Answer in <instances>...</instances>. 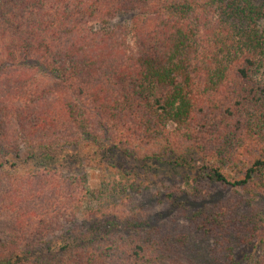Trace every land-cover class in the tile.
I'll list each match as a JSON object with an SVG mask.
<instances>
[{
  "label": "trees",
  "instance_id": "1",
  "mask_svg": "<svg viewBox=\"0 0 264 264\" xmlns=\"http://www.w3.org/2000/svg\"><path fill=\"white\" fill-rule=\"evenodd\" d=\"M137 128L154 150L133 146ZM261 147L264 0H0V264H151L137 237L163 214L79 213L87 162L120 178L110 205L159 164L264 185ZM249 193L251 208L200 225H243L233 244L254 251L232 246L227 264H264V195Z\"/></svg>",
  "mask_w": 264,
  "mask_h": 264
},
{
  "label": "rangeland",
  "instance_id": "2",
  "mask_svg": "<svg viewBox=\"0 0 264 264\" xmlns=\"http://www.w3.org/2000/svg\"><path fill=\"white\" fill-rule=\"evenodd\" d=\"M124 116L129 120L133 117L127 112H123L121 117ZM138 128L132 131L133 146L143 151L154 150L156 147L153 145L150 133ZM90 150V146L84 147L85 152L89 153ZM262 150L264 148L261 147ZM153 165L157 167L156 163ZM85 170L88 173L89 188L83 200L77 205L76 210L79 213L81 211L86 213L97 208L100 204L98 208L108 209L110 212L121 211L125 214H131L132 211L139 213L141 211L145 215L147 213L163 214L162 217L156 219V226L152 227V231L150 230L153 234L137 237L144 241L145 246V253H142L141 262L147 256H151L155 259L151 264H208L203 261H195L194 257L196 256L190 248V243L186 242L187 237L189 239L195 238L201 242L205 246V251L209 255H214L217 259L216 262L219 260L220 264L230 262L231 253L229 249L232 246L235 248L242 247L243 250L237 255L242 252L252 254L254 251L251 246H244L242 243L237 246L233 244H236V237L241 238L238 233L243 234L244 227L239 223L219 227H215L216 225L213 224L215 228L207 234L204 233L205 229L201 228L200 225L204 223L208 213H221L223 220L229 222L233 219L232 216L236 214L237 209L251 208L247 205L250 197L249 191L257 193L256 199L260 198V195H264V185L260 184L261 179L255 182L259 186L251 185L242 188L212 181L185 168L171 170L167 165L159 164L156 170L154 167L152 173H142L137 178L134 193L129 190L117 192L116 195L119 194L118 200L113 201L110 205H103L104 203L101 204L102 201L110 193H103L107 191L105 184L120 181V178L113 173L107 175L106 172L93 166L90 162H87ZM188 175L191 176L188 178ZM195 176L200 177V180L195 181L193 178ZM160 192L161 195H159ZM170 194H173L174 197L186 195L190 204H179L173 209L171 200L159 201L162 197ZM112 200L114 198L107 200L106 203ZM253 204L255 206H257L256 204L264 205V201L255 200ZM210 226L207 224L206 227ZM229 233H233L235 236L232 243L227 239ZM239 257L241 259L243 256L240 255Z\"/></svg>",
  "mask_w": 264,
  "mask_h": 264
}]
</instances>
